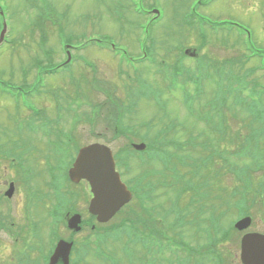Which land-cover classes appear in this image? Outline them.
I'll return each mask as SVG.
<instances>
[{
  "label": "rangeland",
  "instance_id": "1",
  "mask_svg": "<svg viewBox=\"0 0 264 264\" xmlns=\"http://www.w3.org/2000/svg\"><path fill=\"white\" fill-rule=\"evenodd\" d=\"M47 1L52 4L51 7L57 9V13L53 14L47 11L43 18L52 19L56 25L49 20L42 23L37 20V16L43 8L41 5L33 6L34 0H0L4 10L5 8L9 9V14L12 16L8 20V27L11 32L5 44L0 46V75L7 78L10 69L13 68L16 72L13 81L21 83L24 79L21 75V68L24 67L27 71V81L32 84L36 77L35 59L39 57L46 64L48 57L44 52L52 48L54 61L62 62L67 55L60 52V47L70 37H72V43L79 45L88 43L90 39L115 42L131 54V59L132 56L142 55L143 47H148L147 44L153 43V47L155 46L154 56L157 57V61L153 64L146 63L141 69V64L127 63L131 60L124 63L125 60L121 59L122 55H119L117 61L113 57L114 54L96 50L97 42L91 44L94 48L72 50V55H76V58L70 67V73L49 75L45 81L47 85L43 84L46 85L42 88L45 91L37 100L46 111V115L49 116H55L56 113L60 112L58 105L63 108L60 113L64 115V119L60 128L68 131L66 134L49 132V140L44 133L27 129L25 122L16 124L17 119L12 120L13 116H20V114L29 112L28 109L16 107L14 101L9 100L10 98L0 99V125L4 127H0V140L4 146L3 150L0 148V195L5 194L9 189V181L12 179L16 180L15 183L18 188L13 197H5L3 202L0 201V215H9L8 226L9 222L14 220L18 225L14 226L9 233L0 229V264L17 263L15 255L19 251L18 248H22L24 238L29 237L30 240H28L31 243H35L33 240H38L40 249L35 252L38 256L42 251L47 252L51 249L52 239L59 236L56 230L58 226L52 224L53 220H58V217L54 214L51 215L48 208H42L40 205L37 207L30 206L35 194L28 189V194H26V187L17 181L18 175L13 169V164L19 163L28 167L30 172L37 171L36 177L32 179L38 188L43 190L46 175L50 177L48 171L50 166H53L59 173L56 176H59L62 182L67 181L64 167L70 163L73 152L78 146L101 140L111 144L114 148L121 149L126 147L129 142L125 135L117 136L114 133L116 119L110 111H114V109L109 107L110 105L105 101L103 95L91 90L90 80L87 77L89 73H87L82 61L84 56L90 63L97 64L99 82L108 87L105 89L124 96V101H130L132 94L133 96L139 94L141 88L147 90L149 101L139 99L137 108L134 107L136 110L125 118V122L134 128L132 132L138 133V138L140 135H144L143 133H151L152 130L148 128L150 126H153L155 131L159 126L172 127L171 125L176 124L177 126L168 136L171 140L174 139L172 142L182 143L190 137L197 136L198 143H209L208 150L203 151V145L195 150L199 157L207 156L214 151L221 152L222 147H226L232 152L236 151L240 147L239 145L247 140L245 150L248 155L252 156L259 150L263 152L264 161V132L257 133L260 124L264 123V110H261L260 104H249L246 108L244 106L237 107V103H244L243 100L249 93H235V90L232 89L230 105H227L226 109L228 110L227 125L229 130L227 128L223 139L215 132L214 140H207L213 136L205 137L204 126L207 125L202 119L212 118V121L216 123L220 120L218 112L211 113L207 107L218 94L219 82L217 80L207 81V91L198 93L197 89L191 87L190 83L187 87L181 80V70L177 73L172 72L170 65L174 60L167 54L172 52L173 57L176 54V51L173 50L174 45H179L182 42L186 43L190 49L197 51H199L200 43L205 44L206 47L201 48V55L208 59L209 63L213 62V58L234 61L239 52V57L245 56L247 51L255 54H259L261 51L264 53V0H134V6L124 0L120 3H118L119 0ZM144 6L158 9L161 14V18L151 26L149 31H147L148 16L143 11ZM123 8L126 9L123 10ZM231 23L236 25L233 26ZM210 26L214 28L211 29ZM191 29L194 30L191 31ZM204 30H207V38L204 35ZM39 32H41L40 36ZM42 32L44 36H42ZM39 46L42 47L40 51L38 50ZM109 46L111 48V44ZM233 46L241 47L235 56L231 53L227 54ZM248 46H250L249 50ZM110 48L109 51L112 52ZM148 51L149 47L146 49L147 53ZM193 55L191 54V56ZM250 60L260 64L258 56H250ZM235 64H238L237 61ZM188 65L195 68L196 63L193 62ZM165 67L166 74L164 76L158 74V71ZM90 69L93 71L92 68ZM244 71L245 68L235 70L241 74ZM256 75L261 78L263 76L259 70ZM253 79H255V75L251 76V80ZM131 82H134L135 85L126 87V84ZM223 84L227 85L225 82ZM118 87L120 92H118ZM187 91L193 95H189ZM122 96L121 98H123ZM70 102L75 111L68 112L66 109ZM93 104H99L96 128H91L85 119ZM129 107L130 103L125 102L124 108L128 109ZM69 114L71 116H68ZM74 119L76 125L73 123ZM145 121L152 122L146 123ZM192 131L194 133H191ZM199 131H202L201 136L198 135ZM208 133L212 132L209 131ZM102 138L104 139L102 140ZM169 149L178 155L193 153L191 148H186V146L175 147L172 144ZM51 150L53 151L52 161H46V156L51 154ZM215 158L214 162L217 161L218 156ZM135 159H138V156H134V159L131 160L130 174L125 173L127 177L140 176L148 167H159L155 162L140 165ZM256 162L259 161H251L249 157L242 161V163L249 165ZM210 171L213 172L214 169L210 168L208 172ZM217 173L218 171L212 174L210 179L212 186L209 191L213 197H216L217 205L222 210H226V215L222 221L224 225L221 224V228H227L233 219L236 220L239 217L237 207H234V204L238 202L236 201L238 197L230 198L232 196L230 192L234 187V179L231 173L224 171L215 179ZM27 174L30 178L33 175V173ZM262 178V176L261 178L255 177L254 180L259 182L263 180ZM258 182L248 193L250 198L257 202V205L252 204L250 209L253 216L252 229L264 232V190L259 188ZM86 184L84 183L80 188H73L74 196H79L76 206L82 211H85L87 199L89 200V193L86 190L88 184ZM176 191V188H169L167 195L162 190L157 192L156 203L150 202L151 205L157 206L154 214L157 213V210L163 212L169 207L167 200L171 199ZM165 196L166 200H164ZM188 199L189 195H185L182 201ZM49 201L53 203L52 198ZM243 205L242 203L239 204V206ZM213 210H215V206L209 205V215L212 214ZM158 218L155 216L156 221ZM32 219L38 222L40 226L32 222ZM44 219H46L45 223H43ZM203 222H200L202 224L198 229L196 227V230L192 228L183 230L182 234L189 242L197 245L208 243L205 230L206 227L208 233L211 230L206 221ZM59 232L64 233L62 229H59ZM241 233L238 236L239 233L234 231L230 238L233 237L229 238L225 244L216 245L225 257H233L230 262L236 264H240L238 239L241 238ZM32 235L38 237L34 238ZM18 237L19 240L16 241ZM205 260L208 259L204 258L203 261ZM90 261L93 262L91 259ZM205 263L210 264L209 261Z\"/></svg>",
  "mask_w": 264,
  "mask_h": 264
},
{
  "label": "water",
  "instance_id": "2",
  "mask_svg": "<svg viewBox=\"0 0 264 264\" xmlns=\"http://www.w3.org/2000/svg\"><path fill=\"white\" fill-rule=\"evenodd\" d=\"M2 39L3 34L0 43ZM70 175L76 181L87 179L90 182L94 193L91 209L99 214L100 219L110 218L131 197V193L115 170V161L110 149L105 146L94 144L81 149ZM12 192L13 187L8 192L9 196ZM250 223L251 219L247 217L239 221L237 227L243 229ZM70 226L74 227V223ZM70 248L71 244L61 241L52 258V264L58 261H61V264H68ZM242 260L244 264H264L263 235L249 234L243 238Z\"/></svg>",
  "mask_w": 264,
  "mask_h": 264
},
{
  "label": "trees",
  "instance_id": "3",
  "mask_svg": "<svg viewBox=\"0 0 264 264\" xmlns=\"http://www.w3.org/2000/svg\"><path fill=\"white\" fill-rule=\"evenodd\" d=\"M223 102H226V97H224ZM218 123H214L213 121L209 122L210 126H213L214 130H216V129L218 130L219 136L221 137V139H223L221 134H225V132H223L222 129L228 128L227 127V116H224V118L221 117V119L219 120ZM217 125H220V126H217ZM223 141H225V140H223ZM218 144H219V146L222 147V145L220 143H218ZM222 148L223 149L221 150V152L217 151L218 159L216 162H214L216 159L214 157L216 155L215 154L216 151L207 155V157H209L208 159H210V161H209L210 163L203 169V171L202 170L199 171V169H198L197 173L200 172L198 175V181H200V183H202V181L204 182L205 179L210 180L212 178V174H214L215 172L218 171V173L214 177L215 179H217L222 172L229 171V173H231V175L234 179V182H233L234 187H233L232 194L239 196L240 197L239 201H241L243 203L250 198V195L248 194L249 189L250 188L252 189V187H255V183L253 184V179L257 176H263L264 175V164L263 163H254L252 165H249V164L242 163V161L244 159L240 158L238 153L236 154L235 159H232L233 158V156L231 155L232 151L230 149H227L226 147H222ZM239 150L241 152H243V148H239ZM172 158H173V155H172ZM230 158H231V160H234V161L231 162ZM260 161H262V160H260ZM210 168H213L214 171L208 172V170ZM206 182H208V181H206ZM210 182L211 181H209V184H210ZM259 182H260L259 188H261L263 183H262V181H259ZM204 184H205V182H204ZM210 186H212V185L210 184ZM249 200L251 203V204H249L250 208L252 207L251 206L252 204L255 205L257 203L252 198H250ZM213 206H215V210H213V215H214L218 211V207L216 205H213ZM245 210H246V207L244 205L241 206V208L239 210V214L244 213ZM246 213H250L249 210H247ZM218 214H216L214 219L216 218V220H217V230L220 229L219 230L220 238L218 237L215 240H211L205 246V247H207L206 251L208 253H211V254H213L215 252V250L213 249L216 246L215 244L217 243L218 245H222V243H224L222 240H224V239H221V238H226L228 235L230 238V236H231L230 232L233 230L232 227H227V228L221 229V226H222L221 225V223H222L221 217H222L223 213H220L219 215ZM219 251H220V249H219Z\"/></svg>",
  "mask_w": 264,
  "mask_h": 264
},
{
  "label": "flooded vegetation",
  "instance_id": "4",
  "mask_svg": "<svg viewBox=\"0 0 264 264\" xmlns=\"http://www.w3.org/2000/svg\"><path fill=\"white\" fill-rule=\"evenodd\" d=\"M40 79L38 78L36 81H39ZM4 83V81L0 82V85H2ZM26 86V79L24 78L22 80V82L20 83V85H14V87H18L19 90H24ZM7 87H11L10 85H8ZM136 177V176H135ZM132 179L134 180L133 176ZM135 181V180H134ZM136 190H139L140 192H143L142 190V184H141V180H137L136 182ZM136 196V200L134 198L133 200V206H132V216H133V221H134V225H133V234H134V239L136 244H133V259L134 262L133 264H138L136 259L138 258H145V257H149L150 255H153V251L149 250L146 247L147 243H155L156 240L159 244H164L165 242L169 241V237L166 238H162V239H154L153 237H149L147 236V234L142 230V221L145 223L146 220L150 219V216L148 214H146L141 206L139 205V203H141L142 201L139 198H142V193H140ZM168 219V218H167Z\"/></svg>",
  "mask_w": 264,
  "mask_h": 264
}]
</instances>
